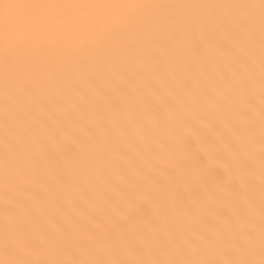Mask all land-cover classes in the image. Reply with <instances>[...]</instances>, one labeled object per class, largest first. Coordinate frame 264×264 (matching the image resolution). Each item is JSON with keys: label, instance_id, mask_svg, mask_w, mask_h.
<instances>
[{"label": "snow or ice", "instance_id": "6c2138e0", "mask_svg": "<svg viewBox=\"0 0 264 264\" xmlns=\"http://www.w3.org/2000/svg\"><path fill=\"white\" fill-rule=\"evenodd\" d=\"M0 264H264V0H0Z\"/></svg>", "mask_w": 264, "mask_h": 264}]
</instances>
